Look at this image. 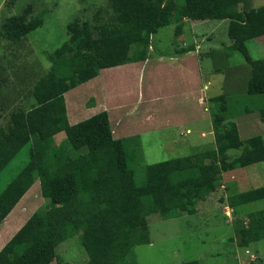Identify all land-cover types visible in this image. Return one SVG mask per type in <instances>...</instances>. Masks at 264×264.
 Here are the masks:
<instances>
[{"label": "trees", "instance_id": "obj_1", "mask_svg": "<svg viewBox=\"0 0 264 264\" xmlns=\"http://www.w3.org/2000/svg\"><path fill=\"white\" fill-rule=\"evenodd\" d=\"M245 2L109 0L115 14L110 19L109 10L99 8L96 23L84 18L69 23L68 39L47 54L50 69L21 90L26 98H19L12 109L0 103L5 121L0 124V173L30 144L25 166L0 194V225L37 180L50 206L34 212L0 249V264H71L58 247L75 234L88 255L86 264H137L128 256L135 246L151 243L150 215L171 219L195 214L198 202L217 189L224 172L264 161V137H241L222 94L211 97L218 105L212 118L214 146L148 164L144 180L138 181L126 141L114 137L108 111L71 124L64 96L101 69L145 61L159 29L175 22L178 36L187 17L229 20V47L239 50L251 68L244 89L250 95L264 94V57L253 59L247 46L251 39L264 38V4L242 8ZM31 15L28 4L9 16L3 35L22 40L44 22L43 13ZM1 74L0 95L7 80ZM259 113L264 123V106ZM62 132L65 139L58 143L55 136ZM232 149L240 153L230 157ZM263 198L260 186L229 195L227 201L235 208ZM233 225L238 245L250 246L264 238V209L239 216Z\"/></svg>", "mask_w": 264, "mask_h": 264}, {"label": "rangeland", "instance_id": "obj_2", "mask_svg": "<svg viewBox=\"0 0 264 264\" xmlns=\"http://www.w3.org/2000/svg\"><path fill=\"white\" fill-rule=\"evenodd\" d=\"M245 1L242 8L264 4V0ZM108 2L109 0H0V70L1 75L7 78L1 91L0 103L9 105V109L18 106L20 103L18 99L26 98L24 93L25 98L21 97V90L28 88V83L34 81V76L45 73L52 66L47 54L68 39L69 23L77 18L96 23L94 15L99 8L109 10L110 19L111 15L115 14L108 6ZM28 4L32 6L31 16L43 13V24L22 40L7 39L3 35L2 24L12 14L22 12ZM183 22L178 36L175 22L159 29L153 38L156 51L154 54L165 57L180 55L182 53H176V49H184L188 42L198 48L197 56L201 67L199 80L201 109L198 108V118L187 121V117H192L190 107H194L196 112L195 93L190 97L192 105L187 107L188 103L185 102L187 105H183L184 101L181 100L182 91L188 89L182 77L178 75L172 77L169 92L165 90L169 87H165L168 78H154L157 84L155 91L159 93L152 97V104L137 106L133 112L135 116H139L138 124L131 125V117L126 118L121 132L125 134L119 135V138L126 141L129 164L135 170L138 181L144 180L145 166L148 164L182 157L214 146L212 118L218 105L211 97L225 94L227 112L238 122L242 138L253 135L264 137V123L259 113V108L264 106V94L250 95L244 89V82H247L251 68L239 50L229 47L232 44L228 32L229 20H194L187 17ZM247 46L253 59L264 57L263 37L249 40ZM75 63H80L78 58ZM67 68L69 70V67ZM119 79H123L124 82L123 87L120 85L121 99L125 101L131 99L132 102L137 96L139 84H136L133 78L129 88L126 75L121 74ZM152 79L147 77L144 85L141 84L146 94L149 93L148 83ZM110 81V76L106 77V88ZM100 87L95 88L101 96L105 89ZM177 92L180 94L178 100L177 97H172ZM74 93L75 96H72ZM84 94L85 92L81 94L79 88L74 90L68 96L69 105H73L75 100L77 104L82 103L81 98ZM115 95L118 96L117 93ZM91 107L87 114L92 111ZM145 107L150 109L151 120L144 114ZM170 107H174L171 112ZM4 123L5 121L0 118V124ZM203 131L206 132V135L203 133L204 136L201 135ZM56 141L60 142V139L56 137ZM29 149L30 144L26 145L0 173V194L25 166ZM239 153L238 149L229 150L230 157ZM260 186H264V161L224 172L217 189L198 202V211L195 214L183 213L171 219H162L157 214L150 215L148 221L151 243L135 246L128 260L137 264H176L190 260H198L200 264H264V238L251 243L248 247H242L238 245L233 225L239 216L263 210L264 198L235 208L230 207L227 201L229 195ZM49 207L40 180H37L0 225V249L34 212L39 208ZM58 253L63 260L71 264H86L88 261V255L81 246L78 234L63 241L58 247ZM255 256L257 259L252 261Z\"/></svg>", "mask_w": 264, "mask_h": 264}, {"label": "crops", "instance_id": "obj_3", "mask_svg": "<svg viewBox=\"0 0 264 264\" xmlns=\"http://www.w3.org/2000/svg\"><path fill=\"white\" fill-rule=\"evenodd\" d=\"M232 43V42H231ZM192 47V49H186L189 48V46ZM187 47H184L183 51L181 49H176V53L178 52H183L182 54H175V56L170 55V57H165V56H156L154 53L156 52L154 50V45L152 44L151 49H150V54L149 57L145 61H139V62H133V63H127L124 65H119L116 67H110V68H105L99 70L98 74L95 77H92L90 79L84 80L83 82L79 83L76 85L74 88H71L67 90L64 93L66 104H67V112H68V117L69 121L71 124L78 123L80 120H84L102 110H107L110 116V121H111V126L113 129V134L114 137L119 138V135L125 134L121 133L123 130V124L124 120L126 118L131 117V125L132 123H137L138 120L137 118L139 117L138 115H134V110L137 109L138 105H145V104H152V97L157 96L159 92H156V82H154V78H159V77H166L165 81V87H167L165 90L169 92L171 84L169 83L171 80H173V76L178 75V77L183 78V83H187L188 89L182 91L181 95V100L184 101L183 105L185 102L188 103L187 107L192 105V101L190 100V97L195 93L196 96V102H195V110L194 107H190L191 109V115L192 117H187L186 120L190 121L192 119L198 118L197 114L199 110L201 109L200 105V95H199V80H200V59L197 56L198 55V48L189 42L186 43ZM200 54V53H199ZM247 63V62H246ZM241 69V68H240ZM111 74V75H110ZM123 74L126 75L128 78V84L129 88H131V83L134 78V82L139 84V89L137 92L136 98H134L131 102L130 100H123L121 99V87H123L124 82L123 79L120 80L119 76ZM110 76L111 83V88L105 87L106 84V77L108 78ZM168 75H171L169 78ZM152 77L153 79L151 82L148 83L149 85V93L146 94L144 92V89L142 90L141 84L144 85V82L146 81V78ZM122 82V83H121ZM96 86H101L100 88H104L105 91L102 92L101 96L100 94L97 93V89L95 88ZM104 86V87H103ZM207 85H205L206 87ZM80 89L81 94L85 92L83 95V98H81L83 101L82 103L77 104V101L75 100L73 105H69L68 101V96L76 91L77 89ZM207 88V87H206ZM154 90L152 93L150 91ZM115 93L118 94L115 95ZM75 96V93L72 94V96ZM125 96V94H124ZM123 96V97H124ZM172 97H177L180 98L179 92L174 94ZM157 98V97H154ZM71 100V99H70ZM78 107H77V106ZM90 105V106H89ZM92 106V107H91ZM75 107H77L75 109ZM90 107L92 108V111L89 112ZM177 108H180V106H175ZM174 108V107H173ZM173 108L170 107V112L173 111ZM199 108V110H198ZM173 113V112H172ZM194 113H196L194 115ZM145 115H147V119L151 120L152 119V114L150 112V109L145 107ZM85 116L84 118L80 117ZM187 116V115H186ZM135 117V121H133ZM210 118V117H208ZM200 119V118H199ZM115 124H114V122ZM198 120V119H197ZM113 122V124H112ZM127 122V121H126ZM238 123V122H237ZM213 124V123H212ZM133 127V126H132ZM213 127V125H212ZM188 131H190L188 129ZM138 132V131H136ZM213 132V130L211 131ZM59 133L56 137L60 139V142L65 139V133L63 134ZM206 135V132H202L201 135L204 136ZM59 143V142H58ZM232 171V170H231ZM239 192V191H238ZM249 252V251H247ZM254 256V255H252ZM257 258L255 256V259H252V261H255Z\"/></svg>", "mask_w": 264, "mask_h": 264}]
</instances>
